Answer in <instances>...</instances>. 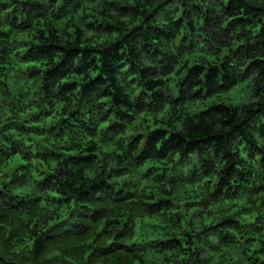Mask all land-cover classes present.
Returning a JSON list of instances; mask_svg holds the SVG:
<instances>
[{"label": "clouds", "instance_id": "clouds-1", "mask_svg": "<svg viewBox=\"0 0 264 264\" xmlns=\"http://www.w3.org/2000/svg\"><path fill=\"white\" fill-rule=\"evenodd\" d=\"M0 264H264V0H0Z\"/></svg>", "mask_w": 264, "mask_h": 264}]
</instances>
